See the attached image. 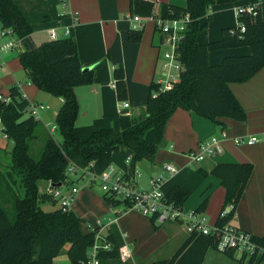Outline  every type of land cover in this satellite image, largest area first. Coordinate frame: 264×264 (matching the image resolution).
<instances>
[{
    "label": "trees",
    "instance_id": "obj_1",
    "mask_svg": "<svg viewBox=\"0 0 264 264\" xmlns=\"http://www.w3.org/2000/svg\"><path fill=\"white\" fill-rule=\"evenodd\" d=\"M242 0H185L183 7L162 3L159 14L162 19H177L188 14L190 21L183 32V38L176 48L180 75L169 90H159L152 81L145 102V108L136 116L120 113L117 119L119 129L103 127L93 130L81 139L75 130L79 114L75 86L93 81L92 69L83 70L78 56L77 42L70 36L51 39L30 50H19L17 58L29 82L43 92L62 97L63 103L57 111L54 124L59 130L62 142L58 143L46 134L45 144L36 159L30 153V140L36 137L39 120L28 116L23 118L29 101L13 85L8 89V100L0 98V126L6 139L13 142L10 150L9 168L2 171L0 159V264H88V251L97 242L96 234L101 227L88 233L80 229V218L74 210L58 207L48 193L39 192L38 181L45 180L52 185L63 184L68 177L67 167L74 164L87 168L96 175L112 163V153L120 145L128 147L135 161H153L158 148L164 141L163 133L167 120L178 108L193 111L215 124L221 118L246 121V112L231 90V83L249 80L264 66V0L254 14H242L239 19L244 30L235 25L223 28L216 41L199 43L198 37L207 27L208 21L201 17L207 14L211 5ZM255 0H248V2ZM129 14L149 16L155 3L152 0H129ZM209 20V16L207 17ZM0 22L12 26L16 35L24 38L32 34L33 28L14 0H0ZM154 31H157L156 27ZM234 31V33H231ZM143 30L130 29L129 41H140ZM248 46L249 55L225 56L219 64L209 63L210 51L221 48ZM113 88L116 100L127 99L125 73L114 66ZM5 152V150H4ZM253 171L250 163H218L208 172L220 180L225 193L220 212L227 206L229 211L216 218L215 224L222 226L230 221L239 204L240 197ZM161 188L169 202L183 207L190 192L185 188L165 181ZM110 206L121 205L118 198L105 194ZM51 203L53 209L46 210L44 203ZM208 198H204L195 211L205 212ZM151 222L153 219L150 218ZM154 223V222H153ZM257 245L264 247V234L253 236ZM188 239L169 259H160L151 264H202L209 248L216 250L217 238L193 230ZM97 250L98 264H131L122 262L119 249L123 246L121 234L111 225ZM106 242L107 249L102 248ZM67 263L55 261L63 249ZM233 257L234 253L226 252ZM264 257L245 261L242 264H259Z\"/></svg>",
    "mask_w": 264,
    "mask_h": 264
},
{
    "label": "crops",
    "instance_id": "obj_2",
    "mask_svg": "<svg viewBox=\"0 0 264 264\" xmlns=\"http://www.w3.org/2000/svg\"><path fill=\"white\" fill-rule=\"evenodd\" d=\"M152 1L157 11L161 4L166 2L180 7L186 4L185 0ZM14 2L33 28L32 34L22 38L27 50L50 41V32L53 31L59 38L70 36L75 39L82 68L92 69V83L73 88L80 106L75 120V130L81 139H85L93 130L103 127L118 130L117 119L123 109H128L127 114L131 116H136L144 110L150 84L164 73L159 66L160 37L158 31H154V22L150 20L142 27L140 41L128 40L127 32L134 24L128 18L129 0H68L66 8L59 0H14ZM247 3L248 0H242L211 5L207 14L201 17L202 22L208 21V16L210 20L198 37V42L201 44L218 40L223 28L235 25L234 8ZM74 12L77 13L76 19L73 18ZM66 30L68 33L64 36ZM250 53V48L246 45L221 48L210 51L208 60L210 64L215 65L225 56ZM1 63L3 64L0 65L2 70H0L2 72L0 89L6 84L16 82V86H19L30 103L41 104L44 107L42 110L46 113L51 111L55 117L63 103L62 97L37 89L36 96L30 100L24 85L14 79L15 75L2 56H0ZM114 66H120L125 73L127 99L124 101L116 100L115 88L112 86ZM230 85L236 99L240 101L246 112V121L221 118L220 125L198 116L193 111L178 108L167 120L163 133L164 141L152 162L146 159L135 161L132 151L120 145L111 155V165L120 174H132L134 169L141 170V175L136 178V187L146 188L150 179L162 176L166 181L185 188L190 192L183 206L187 211L196 210L200 202L207 197L208 205L205 212L213 214L211 217L214 216L216 220L223 205L225 189L221 186L220 180L208 172L213 166L222 162L250 163L253 171L230 222L252 236H262L264 234V66L249 80ZM123 102H127L129 106L120 110L119 106ZM78 121L81 124L78 125ZM224 136V149L221 153L207 155L205 159L194 162L187 156L188 150L196 148L199 143L212 137L223 139ZM255 136L258 140L253 144L236 145L233 142L234 138L239 137L246 141ZM2 139L1 152L8 150L10 145L13 146V142H6V137L3 136ZM167 163H176L180 168H177L176 173L170 174L163 168ZM192 163L193 168H189ZM142 174L148 177L146 187L138 186ZM41 183H44L42 188ZM64 183L57 186L62 191L68 192L69 189L64 188ZM48 184L49 181L39 180V192H45ZM75 196L76 194L74 199ZM44 205L46 204H42ZM119 206V209L115 210L116 216L109 218L105 225L101 224L99 233L105 236L108 228L115 225L124 241L123 245L132 256L129 261L131 264H151L160 259H169L188 239L189 232L181 228L178 222L153 223L149 217L128 208L124 203ZM73 210L79 214L76 208ZM108 213L112 214L109 208ZM175 225H179L180 229ZM233 257L209 248L202 264H233ZM56 260H58L57 256Z\"/></svg>",
    "mask_w": 264,
    "mask_h": 264
},
{
    "label": "built area",
    "instance_id": "obj_3",
    "mask_svg": "<svg viewBox=\"0 0 264 264\" xmlns=\"http://www.w3.org/2000/svg\"><path fill=\"white\" fill-rule=\"evenodd\" d=\"M60 4L66 8L68 0H59ZM262 4V0H255L248 2L244 5H237L234 8V16L236 17L235 27L239 31L244 30V24L238 16L242 14H254L256 10ZM77 13L74 12L73 18L76 19ZM128 18L134 22L132 29H141L145 22L153 21L154 25L159 33L158 52L160 53V69L163 70V75L155 79V83L158 84L159 90H169L174 82H177L180 75V64L177 61L176 48L183 38V32L190 21L188 14L177 19H162L157 11L153 8L152 13L149 16H141L139 14L129 15ZM138 26L140 28H138ZM68 31L64 32V36ZM234 33V31H231ZM51 39H57L59 36L51 31ZM22 38L16 35L15 29L12 26H5L0 22V55L2 53L11 52L14 50H21L23 48ZM4 62V61H3ZM3 63L0 65L2 66ZM177 71V73L175 72ZM113 86V83H112ZM6 101L8 97L4 98ZM127 102H123L119 109L128 107ZM29 116L36 119L40 118L38 109L44 108L39 103H29L28 105ZM47 126L50 124H46ZM56 128V124L53 123L52 129ZM51 129V130H52ZM0 134L4 137L0 126ZM223 139L212 137L197 145L196 148L188 150L186 153L191 161H201L205 159L207 155L214 153H221L223 151ZM257 136L251 137L248 140H242L241 138H234L233 142L238 145L239 143L253 144L257 141ZM130 158L127 159L129 161ZM92 164L90 163L89 166ZM87 168H80L71 164L66 169L67 173H89L92 178H100V188L103 192L115 198H118L130 209L141 212L142 214L153 219V222L158 224L165 223L166 221H176L183 224L186 230L190 233L193 230L200 231L202 234H212L217 238L216 250L220 253L232 252L234 254H240V259L245 261L250 259H258L264 257V247L257 245L254 241V237L249 232L238 229L230 221L225 222L222 226L216 224L209 225L207 220L203 217L204 212H198L195 210L185 211L183 207L176 206L173 202H169L161 188V185L166 181L162 176L155 177L149 180L146 188L136 187V178L141 175L139 169H134L132 174H125L117 172L112 165H108L102 174L96 175L89 171ZM163 168L170 174L177 172V167L174 164H164ZM93 180V179H92ZM54 200L58 207L63 210H68L69 205L74 199V195L77 193V188L71 186L68 192H64L57 185H52L51 182L45 190ZM230 206L225 207L219 214V217L223 218L229 211ZM200 216V218H199ZM99 232L96 234V240L103 238ZM109 244L106 242L102 248L107 249ZM100 244L97 242L88 251V264H98L96 257L97 250L100 248ZM120 260L128 262L132 256L125 245L119 249Z\"/></svg>",
    "mask_w": 264,
    "mask_h": 264
},
{
    "label": "rangeland",
    "instance_id": "obj_4",
    "mask_svg": "<svg viewBox=\"0 0 264 264\" xmlns=\"http://www.w3.org/2000/svg\"><path fill=\"white\" fill-rule=\"evenodd\" d=\"M207 20L209 21V19H207ZM21 50H27V45L23 46V48ZM18 51L19 50L16 49V50L11 51V52L2 53L0 56H2L8 62V65H9L13 75H15V78L14 77L13 78L18 80L19 82H21V84L24 85V90L27 92L28 98L30 100H33V98L36 96L37 88L35 87V85L33 86L29 82L26 74L24 73V71H23V69L19 63V60L17 58V52ZM1 71H0V76H2ZM175 72L177 73V71H175ZM27 82L29 83L28 84L29 86L27 85ZM12 85H16V82L14 84H12V83L6 84V86L2 87L0 89V97L6 98L8 95L7 90ZM38 111L40 113V118H38L40 125L36 129V137L29 141L30 142V153H31L32 157L36 158V159L40 156V153L43 150V147L45 144V138L47 137L46 134L47 135L49 134V136H51L58 143L62 142V137H61V134H60L59 130L57 129V127L52 129V125L54 123V118H55L52 115V112L50 111V112L46 113L42 109H38ZM28 116H29V111L27 109L23 115V118H26ZM45 122H47V124H50V125L47 126L45 124ZM77 123H78V125L81 124L80 121H78ZM75 127H76V124H75ZM2 138H3V135L0 134V143H2V141H3ZM6 142L8 143L9 140H7ZM11 147L12 146L10 145V148H8V150H6L5 152H4V150L2 152L0 151L2 171L9 168V164H10V160H11L10 159ZM173 164L177 168H180V166L178 164H176V163H173ZM193 166L194 165L192 163L188 167L193 168ZM140 172H141V170H140ZM67 174H68V177L64 183V188L70 189L71 186H75L77 188V191H78L76 193L74 201L71 202V204L69 205L68 208L70 210H73L76 208V210L78 211L79 214H77V215L80 218V224H81L80 229L82 232L88 233L90 230H93L96 227H101V224L105 225L106 221L109 218H114L116 216L115 210H118L120 206L119 205L113 206V207L109 206L108 202L104 198L105 193L100 188V178H92V176L89 173H85L83 176L81 173L75 174V173L71 172V173H67ZM146 176H147L146 174H142V177H140V179L138 180V186L146 187L147 178H148ZM91 179H93V180H91ZM43 184L41 183V188L43 187ZM45 204L46 205H44L42 207L45 208L46 210H49L52 207V205L49 202H47ZM108 208L111 209L112 214L108 213ZM185 211H187V210H185ZM136 212H138V211H136ZM211 215H213V214H211V213L209 214L207 212H204L202 214L203 217H201V218L206 219L207 223L209 225H213V224H215L216 220H215V218H213L214 216L211 217ZM147 218H148V216H147ZM199 218H200V216H199ZM154 223H158V222H154ZM177 224H179L180 227L182 226L181 228L186 229L183 224H181L179 222ZM179 225L178 226L175 225V227L179 228ZM101 239L102 238L97 239L99 244H101L103 242ZM66 249H67V246L63 249L61 254H59V256H57L58 260H56V261L63 262V263L68 262V259L66 258V255H65ZM233 258L236 259V260H234L231 258L233 261V264H241L238 261L240 258V254L236 253ZM227 264H229V263H227ZM259 264H264V260L262 262H260Z\"/></svg>",
    "mask_w": 264,
    "mask_h": 264
},
{
    "label": "water",
    "instance_id": "obj_5",
    "mask_svg": "<svg viewBox=\"0 0 264 264\" xmlns=\"http://www.w3.org/2000/svg\"><path fill=\"white\" fill-rule=\"evenodd\" d=\"M83 70H86V69L84 68ZM121 112L122 113H127L128 112V109H123Z\"/></svg>",
    "mask_w": 264,
    "mask_h": 264
}]
</instances>
